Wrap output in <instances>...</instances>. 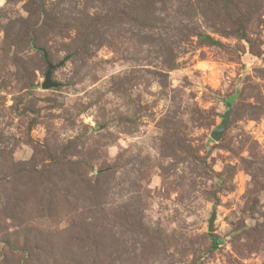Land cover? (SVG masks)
Returning <instances> with one entry per match:
<instances>
[{
	"label": "rangeland",
	"instance_id": "1",
	"mask_svg": "<svg viewBox=\"0 0 264 264\" xmlns=\"http://www.w3.org/2000/svg\"><path fill=\"white\" fill-rule=\"evenodd\" d=\"M0 264H264V0H0Z\"/></svg>",
	"mask_w": 264,
	"mask_h": 264
},
{
	"label": "water",
	"instance_id": "2",
	"mask_svg": "<svg viewBox=\"0 0 264 264\" xmlns=\"http://www.w3.org/2000/svg\"><path fill=\"white\" fill-rule=\"evenodd\" d=\"M45 57H46V61L48 63V70L46 72V75H45V79H44V82H43V87L44 88H50V87H53V86H57L59 83L54 81L52 78H51V75L54 71V69L56 68V64L52 63V61L48 58L47 56V53H45ZM231 111V103H228L227 104V111L226 113L223 114L222 116V122L220 123V125L212 132V137L215 139V140H219L223 134V131L227 125V122H228V117H229V113ZM215 212L211 215L210 219H209V230H213V223H214V220H215Z\"/></svg>",
	"mask_w": 264,
	"mask_h": 264
},
{
	"label": "trees",
	"instance_id": "3",
	"mask_svg": "<svg viewBox=\"0 0 264 264\" xmlns=\"http://www.w3.org/2000/svg\"><path fill=\"white\" fill-rule=\"evenodd\" d=\"M214 246H217V243L216 242H214Z\"/></svg>",
	"mask_w": 264,
	"mask_h": 264
}]
</instances>
